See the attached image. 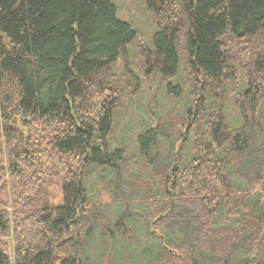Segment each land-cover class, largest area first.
<instances>
[{"label": "trees", "instance_id": "obj_1", "mask_svg": "<svg viewBox=\"0 0 264 264\" xmlns=\"http://www.w3.org/2000/svg\"><path fill=\"white\" fill-rule=\"evenodd\" d=\"M142 1L159 26L130 71L137 34L113 0H0V264H264V0ZM181 58L191 107L150 118L135 155L111 146L114 113ZM90 169L108 204L88 197Z\"/></svg>", "mask_w": 264, "mask_h": 264}, {"label": "rangeland", "instance_id": "obj_2", "mask_svg": "<svg viewBox=\"0 0 264 264\" xmlns=\"http://www.w3.org/2000/svg\"><path fill=\"white\" fill-rule=\"evenodd\" d=\"M113 3L117 10V17L119 20L131 24L137 34L135 44H132L128 51V63L130 71H135L137 67V56L135 53V45L147 42L152 34L157 31L159 22L156 21L147 12L142 0H113ZM123 60H118L114 66V70L119 74L122 69ZM181 64L178 69L177 76L173 79L161 80L158 78H151L148 81H142L139 92L135 97L126 100L123 106L117 110L113 115V126L111 136L108 141H111V146L114 148H125L130 156L135 155V137L138 133L143 132L149 127L150 118L151 121L157 122L158 119L167 114H179L182 115L188 106L191 107L193 102L189 99V91H191L190 84L184 77L182 58ZM241 67L237 65L233 66L235 81H232L231 85H226V100L224 105L225 121L228 126L238 128L240 126V117L235 111L232 105V98L235 93L244 91L246 88V76L241 70ZM171 84L178 86L180 89L179 95H174L168 92L166 85ZM259 109L264 111V99L258 104ZM264 133V132H263ZM226 135V134H225ZM187 141L186 151L183 154V162H187L192 158V141L193 136H185L182 133V140ZM261 141H264V134L261 137ZM178 143V144H179ZM178 144L175 146L174 152L177 150ZM156 153L160 157L166 156L169 146L165 143H159L157 145ZM256 146V144H255ZM153 155V154H151ZM181 163L175 157L171 164L173 170H179ZM102 172L101 169H90L88 171L85 185L89 198L95 199V202H100L102 205L108 204V195L103 189V186L98 183V176ZM235 183L242 188L247 187V183L241 179L233 178ZM253 191L257 193L258 185H252ZM53 196L56 200H59V187L53 186L51 188ZM231 220V219H230ZM219 225H229L230 222L226 219L225 215H220L217 219ZM9 248H11L10 241H7ZM12 261V255L10 254Z\"/></svg>", "mask_w": 264, "mask_h": 264}, {"label": "water", "instance_id": "obj_3", "mask_svg": "<svg viewBox=\"0 0 264 264\" xmlns=\"http://www.w3.org/2000/svg\"><path fill=\"white\" fill-rule=\"evenodd\" d=\"M63 243V242H62Z\"/></svg>", "mask_w": 264, "mask_h": 264}]
</instances>
